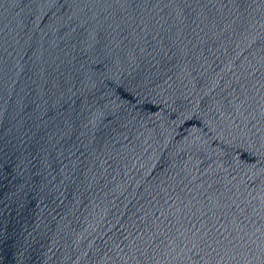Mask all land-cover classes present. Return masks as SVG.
<instances>
[{
  "label": "water",
  "instance_id": "95a60500",
  "mask_svg": "<svg viewBox=\"0 0 264 264\" xmlns=\"http://www.w3.org/2000/svg\"><path fill=\"white\" fill-rule=\"evenodd\" d=\"M0 264H264V0H0Z\"/></svg>",
  "mask_w": 264,
  "mask_h": 264
}]
</instances>
